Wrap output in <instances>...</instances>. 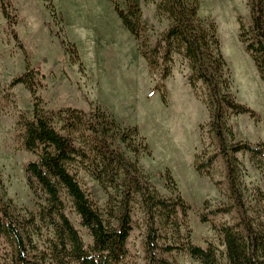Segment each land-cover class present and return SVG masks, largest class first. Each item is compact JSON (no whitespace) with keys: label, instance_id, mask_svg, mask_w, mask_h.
<instances>
[{"label":"trees","instance_id":"1","mask_svg":"<svg viewBox=\"0 0 264 264\" xmlns=\"http://www.w3.org/2000/svg\"><path fill=\"white\" fill-rule=\"evenodd\" d=\"M48 2L55 14L52 0ZM114 9L138 41L140 53L151 72L159 71L161 80L171 74L173 55L187 61L190 74L187 79L192 89L200 82L206 90L205 101L209 111L208 127L217 141L218 151L202 156L194 163L199 174L209 175L210 168L220 155L226 166L231 202L209 207L203 204L200 221L211 222L209 215L233 214L231 223L212 229L220 235V249L209 242L205 247L176 240L181 226L187 224V212L191 205L181 196L168 170L166 183L174 196H162L151 184L149 174L139 163L142 154L151 150L138 126H122L99 107L84 110L49 107L39 94L46 75L34 68L27 58V70L16 76L10 87L25 84L32 96L33 116L20 115L18 125L23 130L24 148L36 154L26 165L27 182L37 197L44 198L39 210L26 211L24 223L14 221L12 200L0 195V241L12 248L11 261L4 249L0 250L2 264H128L127 244L133 230L132 203L137 195L147 215L146 250L150 264H172L158 257V251H186L201 264H264V193L257 187L245 195L239 160V152H247L260 160L264 169V142L251 143L235 140L228 125L229 114L256 112L239 102L230 91L231 77L221 51L216 22L199 15L198 0H145L155 4L158 16H164L169 24L154 45L149 41V24L143 19L138 0H125L126 9L111 0ZM4 17L14 26L17 14L12 0H0ZM251 23L248 28L239 27V39L252 58L260 79L264 83V0H249ZM67 52L75 62L81 61L75 43L64 40ZM163 104L167 98L162 84L155 85ZM122 145L135 159L130 158ZM88 173L109 194L106 207L99 206L93 194L81 179ZM115 190L116 193H111ZM41 192L43 196H41ZM81 218L92 241L86 243L80 230L66 213L68 203ZM171 227L170 240L163 243L161 228ZM48 231L45 246L41 249L35 236ZM5 254V256H4ZM3 258V259H2Z\"/></svg>","mask_w":264,"mask_h":264},{"label":"rangeland","instance_id":"2","mask_svg":"<svg viewBox=\"0 0 264 264\" xmlns=\"http://www.w3.org/2000/svg\"><path fill=\"white\" fill-rule=\"evenodd\" d=\"M126 9L125 0H116ZM143 19L149 24V41L154 45L168 27V20L158 16L155 4L138 0ZM199 15L213 19L218 27L221 51L231 77L230 91L241 103L249 106L255 116L229 114L228 125L235 140L264 142V83L250 55L239 39V27L251 23L249 0H198ZM18 40L4 17L0 2V195L12 200L14 221L24 223L26 211L37 212L44 198L37 197L27 182L26 165L36 154L24 148L23 130L18 121L22 114L33 116V102L25 84L10 87V82L27 70V58L39 68L46 79L39 94L50 108L76 107L90 110L99 107L117 123L138 126L151 153L142 154L139 163L149 174L151 184L162 196H174L166 183L168 170L181 196L191 205L187 224L181 226L179 238L205 247L213 242L220 249V235L212 223H231L233 214L209 215L211 222H201L203 204L209 207L231 202L226 166L217 155L209 175L199 174L194 167L202 156L218 151L217 141L207 125L209 111L205 87L198 82L195 89L188 84L190 69L187 61L174 54L171 74L160 79L159 71L151 72L139 50L136 38L117 15L111 0H52L55 14L45 0H12ZM76 44L80 63L75 62L63 43ZM101 70V81L97 77ZM97 76V77H96ZM162 84L166 93L164 105L155 85ZM127 155L135 159L124 145ZM242 167L245 195L259 188L264 193V169L260 160L247 152L236 153ZM81 179L100 207L107 205L109 194L88 173ZM111 193H116L111 190ZM41 196L43 193L41 192ZM66 213L80 230L86 243L92 238L81 225V218L68 203ZM133 230L127 249L128 264H150L146 250L147 215L137 195L132 203ZM161 240H170L171 227L161 228ZM48 231L35 236L42 249ZM7 250L11 261L12 248L4 240L0 250ZM5 256V254H4ZM158 257L172 264H201L186 251L161 252ZM3 259V258H2ZM0 264H2L0 262Z\"/></svg>","mask_w":264,"mask_h":264},{"label":"crops","instance_id":"3","mask_svg":"<svg viewBox=\"0 0 264 264\" xmlns=\"http://www.w3.org/2000/svg\"><path fill=\"white\" fill-rule=\"evenodd\" d=\"M97 77V76H96ZM101 70H100V72H99V74H98V77H97V79H98V81H101Z\"/></svg>","mask_w":264,"mask_h":264}]
</instances>
